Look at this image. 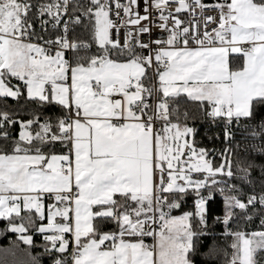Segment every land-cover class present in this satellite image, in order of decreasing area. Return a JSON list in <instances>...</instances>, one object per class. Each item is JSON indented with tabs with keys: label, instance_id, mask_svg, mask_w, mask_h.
<instances>
[{
	"label": "snow or ice",
	"instance_id": "6c2138e0",
	"mask_svg": "<svg viewBox=\"0 0 264 264\" xmlns=\"http://www.w3.org/2000/svg\"><path fill=\"white\" fill-rule=\"evenodd\" d=\"M138 9V0H0V99L61 109L42 120L38 109L23 119L0 108V219L28 246L0 248V264H40L29 228L52 264H196L216 191L226 264H264V164L233 160L241 143L231 128L252 141L245 153L264 156V119L250 123L264 106V0H143ZM152 10L164 35L144 41ZM81 25L90 41L70 38ZM180 101L224 122L219 164L208 158L216 149L188 139L195 129L187 111L181 123ZM191 193L194 210L172 215ZM241 214L259 215L257 230H232ZM199 255L211 261L218 249Z\"/></svg>",
	"mask_w": 264,
	"mask_h": 264
},
{
	"label": "trees",
	"instance_id": "16d2710c",
	"mask_svg": "<svg viewBox=\"0 0 264 264\" xmlns=\"http://www.w3.org/2000/svg\"><path fill=\"white\" fill-rule=\"evenodd\" d=\"M208 4H212L215 0H204ZM72 39L75 40H91V33L88 28L85 26H76L75 30L72 32L71 35ZM92 51L95 52V46H93ZM239 63V62H237ZM151 75V74H150ZM7 105L9 109L14 110L19 113L20 118L28 119L31 118V114L39 110L41 114V119L47 117H52L55 119L56 117L61 115V109L59 106L55 105H44L39 106L31 101L26 100L25 98H20L17 102L11 98H8L6 101L0 99V108H3L4 105ZM180 121L181 123L184 122L183 113L185 111L188 112L189 117L187 119V123L193 125L195 129L194 133V141L197 147L208 149L209 151L216 149L217 152L214 156H209V159H213L215 164L220 163V156L219 152L222 151L224 148L229 147L224 142L223 137V130H224V122L217 121L213 123L210 118H208L203 112L197 109L195 104L190 102L186 103L184 101H180L179 105ZM261 119H264V106H259L255 110V119L250 123L255 124L258 123ZM18 132L17 129L14 131V135ZM244 135L243 130L240 132H235V139L241 143V148L238 152L233 153V160H241L243 162H247L248 160H254L256 165L264 164V156H259L255 154H251V149H249L248 153H245V144H250L252 141H244L242 136ZM3 141H0L2 144ZM235 147V145H232ZM235 170V168H234ZM260 169L257 167L253 170V176L259 177ZM232 183H239L237 180H233ZM194 201H195V194L191 193L184 197L182 201V206L179 209H174L172 214L179 213L181 211H192L194 210ZM208 208V216H207V224H206V231L210 234L207 237L201 236L199 241L197 242L198 254L194 257L196 264H226L227 258L225 256V252L228 253V256L231 254V248L229 245L231 244V238L225 237L224 233V225L222 222H218L216 217H222L224 214V200L223 196L216 191L214 193L213 199L210 200L207 204ZM25 212H21V216H25ZM16 223H20L21 221L17 219ZM260 223L259 215H256L253 221L249 222L244 219V215L241 214L238 219L232 222L231 227L232 230H246V231H254L257 230ZM194 230L199 229V225L193 222ZM7 228V221L4 219H0V248H7L12 245L13 242L19 245L20 249H25L28 246L25 245L22 241L18 240V234L12 231H4ZM113 226L108 225L105 227L104 230H112ZM28 234L33 236V243L34 246L31 248L33 255H40V264H52V259L47 255L44 254V244L45 241L43 236L39 233H36L32 228H29ZM214 234V235H211ZM152 238L149 237L146 239V243H150ZM215 244V247L218 249V255L215 259L211 261H205L199 254L207 252L211 245Z\"/></svg>",
	"mask_w": 264,
	"mask_h": 264
},
{
	"label": "built area",
	"instance_id": "2783aa9c",
	"mask_svg": "<svg viewBox=\"0 0 264 264\" xmlns=\"http://www.w3.org/2000/svg\"><path fill=\"white\" fill-rule=\"evenodd\" d=\"M73 3H76L77 0H72ZM204 3H206V1L203 0ZM216 2V0H215ZM214 2V3H215ZM80 3H86V0H80ZM138 3H139V11L141 12V14H143V0H138ZM208 4V3H206ZM175 4L172 5V8L174 9L175 8ZM71 11V8L69 9ZM205 15H214V16H218V13H215V12H212V11H207L205 13ZM154 23L149 25V27L151 28V36H149L148 34H144L142 36V39L144 41H148L149 39H152V40H155V39H158V38H161L164 33L158 28L156 27V24L159 23V13L156 12L155 10H152V13H151V17H150ZM181 20H183L185 22V25H188L189 24V21L191 20V17L188 16L187 13H185L184 15L180 16L179 17ZM65 19H67V17H65ZM198 23L201 25V27L203 26V19L200 18ZM169 26H171V21L169 22ZM216 24H212L210 25V28L211 27H215ZM36 28H37V31L40 32V26H39V23H37L36 25ZM72 32L73 31H70L69 33V36L70 38L72 39L71 35H72ZM121 34H123V29L121 30ZM48 36H53L54 38V30L51 29V26L49 25V33H48ZM48 36H46L45 38H48ZM243 123V122H242ZM231 128L235 131V132H240L241 130H243V128H237L236 124L233 123L231 125ZM152 241L149 243L151 244Z\"/></svg>",
	"mask_w": 264,
	"mask_h": 264
},
{
	"label": "rangeland",
	"instance_id": "374dc122",
	"mask_svg": "<svg viewBox=\"0 0 264 264\" xmlns=\"http://www.w3.org/2000/svg\"><path fill=\"white\" fill-rule=\"evenodd\" d=\"M187 124H188L189 127L194 128L193 125H191V124H189V123H187ZM188 139H189V140H194V134H193L192 136L188 137ZM195 146L197 147L196 144H195ZM197 148H200V147H197ZM182 213H183V211H181V212H179V213H176V214H172V215H181Z\"/></svg>",
	"mask_w": 264,
	"mask_h": 264
},
{
	"label": "crops",
	"instance_id": "0c3cea01",
	"mask_svg": "<svg viewBox=\"0 0 264 264\" xmlns=\"http://www.w3.org/2000/svg\"><path fill=\"white\" fill-rule=\"evenodd\" d=\"M46 223V221H44Z\"/></svg>",
	"mask_w": 264,
	"mask_h": 264
}]
</instances>
